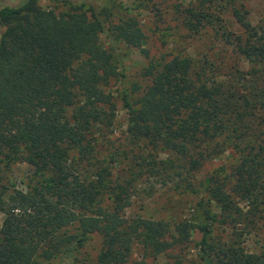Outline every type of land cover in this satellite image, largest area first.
<instances>
[{"label":"trees","instance_id":"1","mask_svg":"<svg viewBox=\"0 0 264 264\" xmlns=\"http://www.w3.org/2000/svg\"><path fill=\"white\" fill-rule=\"evenodd\" d=\"M40 1L0 6V164L21 160L35 177L26 189L0 184V264H126L134 245L142 257L133 264L173 252V264H264V250L246 252L235 228L243 202L253 212L264 205V16L252 24L243 0L177 4L185 37L210 31L250 70L218 81L207 54L196 60L174 48L144 66V87L122 93L126 138L176 153L189 175L226 149L239 156L228 173L207 178L191 217L169 221L126 217L130 180L114 178L110 155L100 154L114 118L103 87L119 75L117 45L148 55L138 18L115 1L56 0L69 4L58 12ZM185 187L197 190L192 181ZM221 225L234 231L223 236ZM194 229L201 237L186 257ZM93 233L98 254L80 258Z\"/></svg>","mask_w":264,"mask_h":264},{"label":"rangeland","instance_id":"2","mask_svg":"<svg viewBox=\"0 0 264 264\" xmlns=\"http://www.w3.org/2000/svg\"><path fill=\"white\" fill-rule=\"evenodd\" d=\"M21 0H0L3 4L17 5ZM87 3H102L108 6L111 2H120L132 9L138 18L145 36L144 48L147 56L139 49L118 44L122 56L118 72L104 85L103 89L112 95L115 103L112 125L105 132V139L101 143L100 154L109 156L112 175L119 180H130L128 193L129 205L124 211L126 217H150L152 219L179 220L191 217L197 201L203 196L207 178L216 170L221 173L229 170L238 162L239 156L231 149L222 154L207 159L202 166L189 175L182 166V158L171 151L150 153V147L143 142H131L126 138L128 121L127 110L122 101V93L130 92L133 84L144 87L149 80L143 78L141 73L150 59L167 58L174 48L187 51L194 59L201 60L204 54L214 65L213 69L219 73L218 81L226 80V76L234 73L235 69L242 72L250 70V64L236 56L231 48L215 39L211 32L196 37H185L184 30L179 26V18L175 12L177 4H185L187 0H84ZM249 21L256 25L264 16V0H243ZM39 5L54 9L56 12L65 10L69 4L56 0H42ZM236 29V25L233 24ZM4 27L0 25V37ZM104 47L111 46L105 34H100ZM134 95V94H133ZM133 95H131L133 97ZM160 170V174L154 173ZM224 171V172H223ZM136 175L133 176L132 174ZM32 169L21 160L14 161L4 167L0 164V184L11 188L26 189L34 181ZM190 181L195 182L196 191L185 187ZM11 191V190H10ZM243 208L242 219L235 228L244 250L250 253H260L264 250V205L257 211L251 210L247 202L241 204ZM214 210H217L214 208ZM249 212V214L247 213ZM245 218V219H244ZM3 214L0 212V225ZM232 227V226H230ZM228 226L218 227V233L228 236L234 230ZM201 234L197 229L192 232V243L185 248L186 257L195 253V243L200 240ZM101 248L99 234H90L81 251L80 258L94 259ZM176 254H161L146 258L147 264H173ZM142 257L139 245H134L126 264H133ZM70 259L56 258L42 264H70Z\"/></svg>","mask_w":264,"mask_h":264}]
</instances>
